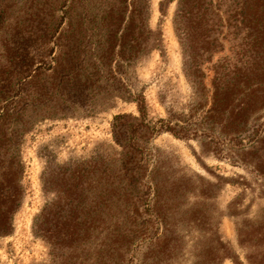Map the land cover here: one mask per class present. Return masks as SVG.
Here are the masks:
<instances>
[{"label":"rangeland","instance_id":"obj_1","mask_svg":"<svg viewBox=\"0 0 264 264\" xmlns=\"http://www.w3.org/2000/svg\"><path fill=\"white\" fill-rule=\"evenodd\" d=\"M121 2L0 0V108L19 112L0 121V139L13 146L4 156L21 165L13 177L20 194L12 230L0 235V264H234L218 262L217 237L246 264L252 249L238 242L237 228L264 231V173L253 167L255 153L245 154L235 135L218 126L217 133H203L189 116L196 98L182 68L174 2L148 1V25L161 34L158 48L129 57L127 65L118 57L97 62L104 24L116 20ZM130 9L115 21L118 36ZM59 37L79 74L73 85L63 83L56 68ZM135 92L144 95L151 124L175 116L187 136L128 133L126 140L143 154L117 145L113 117L125 113L135 123L138 112L129 98ZM258 117L264 123V110ZM50 160L54 250L33 227L53 196L41 181ZM66 163L70 169L59 167ZM62 178L82 182V190L70 184L66 191ZM4 196L0 189V204ZM66 196L69 204H63ZM66 229L75 234L65 235Z\"/></svg>","mask_w":264,"mask_h":264},{"label":"trees","instance_id":"obj_2","mask_svg":"<svg viewBox=\"0 0 264 264\" xmlns=\"http://www.w3.org/2000/svg\"><path fill=\"white\" fill-rule=\"evenodd\" d=\"M148 1L122 0L116 22L123 19L125 9L131 6L123 33L118 36V24L109 18L104 24L100 47L96 49L98 63H109L118 57L119 61L127 65L129 57L138 59L160 46L161 34L148 25ZM166 1L175 3L172 23L181 49L183 72L196 98L188 109L191 112L189 116L195 117V123L204 129L203 133H217L218 126L219 130L235 135V144L240 149L244 148L245 154L255 153L252 160L254 169L264 173V123L258 122V113L264 110V0ZM163 6L164 2L160 1V11ZM56 46V68L63 71V83L73 85L79 74L74 70L60 37L57 38ZM129 98L135 102L138 112V116L133 118L135 123L131 124L130 116L125 113L115 115L111 123L113 141L126 148L127 153L143 154V149L134 141L126 140L128 133L148 132L154 135L168 131L176 137L187 136L184 132L186 126L180 124L181 119L175 116L159 118L157 123L151 124L147 120L142 93L129 94ZM10 107L7 105L0 108V121L14 119L18 115L19 112ZM245 139L247 147L243 144ZM12 147L0 139V189L5 190V204H0V235H7L12 230V219L18 206L17 196L20 194L13 180L21 169L20 162L14 157L4 156ZM136 163L133 162V167L140 168V163L137 166ZM68 165L66 163L59 167L70 169ZM79 170L78 174H81L85 168L79 167ZM41 181L44 192L53 196L45 201L44 207L35 216L33 227L54 250L55 161L45 162ZM70 184L82 190V182L73 183L69 178L61 179V185L66 191L71 189ZM145 185L147 190L153 188L152 184ZM7 190L11 196H7ZM13 190L15 192L12 193ZM66 197L63 204L71 201L69 196ZM64 233L72 236L75 231L66 229ZM237 237L241 245L252 249L244 256L246 264H264V231H255L251 226L247 229L239 227ZM230 251L227 244L217 237L218 262L229 258L234 264H243L238 255Z\"/></svg>","mask_w":264,"mask_h":264}]
</instances>
